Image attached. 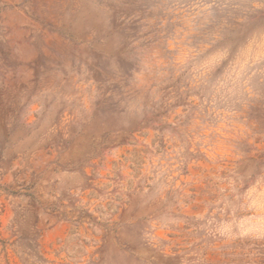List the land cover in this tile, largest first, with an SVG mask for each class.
<instances>
[{
  "label": "rangeland",
  "instance_id": "1",
  "mask_svg": "<svg viewBox=\"0 0 264 264\" xmlns=\"http://www.w3.org/2000/svg\"><path fill=\"white\" fill-rule=\"evenodd\" d=\"M0 264H264V0H0Z\"/></svg>",
  "mask_w": 264,
  "mask_h": 264
}]
</instances>
